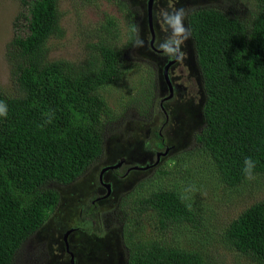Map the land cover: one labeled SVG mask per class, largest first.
Instances as JSON below:
<instances>
[{"label": "trees", "instance_id": "1", "mask_svg": "<svg viewBox=\"0 0 264 264\" xmlns=\"http://www.w3.org/2000/svg\"><path fill=\"white\" fill-rule=\"evenodd\" d=\"M254 1L244 17L214 6L187 14L206 95L205 126L195 141L229 189L247 183L246 157L256 162L254 177L264 176V0ZM60 2L21 0L14 22L9 62L19 96L0 90L8 108L7 117H0V264H14L57 210L61 196L54 186L73 184L103 155V130L116 116L100 89L121 76L135 41L133 32L124 47L116 39L100 41L86 64L52 59L50 41L63 34ZM149 193L131 204V216L126 213L128 264H209L201 251L141 238L148 216L161 233L181 224L199 229L205 221L176 190ZM84 218L99 231L98 207L88 208ZM224 237L253 264H264V201L234 219Z\"/></svg>", "mask_w": 264, "mask_h": 264}, {"label": "rangeland", "instance_id": "2", "mask_svg": "<svg viewBox=\"0 0 264 264\" xmlns=\"http://www.w3.org/2000/svg\"><path fill=\"white\" fill-rule=\"evenodd\" d=\"M254 3V0H155L152 14L160 7H182L188 14L198 7L214 6L244 17ZM147 4L148 0H61L63 34L50 41L52 59L86 64L94 58L95 46L100 41L116 39L117 46L124 47L134 25H139L144 46L137 48L134 41L125 52L121 76L100 89L116 116L115 122L104 127L103 155L73 184L54 186L61 196L57 210L17 253L14 264H71L63 243L68 230H74L69 244L78 264H128L122 233L127 223L126 213L131 216V204L153 190L173 189L180 194L183 188L193 184L199 192L188 202L203 215L204 224L199 229L181 224L171 232L161 233L158 226L156 229V220L148 216L140 224L141 238L201 251L209 264H253L226 242L224 234L243 211L264 201V176H255L237 189H229L220 181L209 156L196 143L195 135L205 126L202 109L206 95L192 38L183 45L185 58L171 70L184 72L180 78L181 92L168 105L171 116L163 132L167 145L175 149L158 166L133 171L126 178L107 173L104 181L112 186L111 197L93 203L107 192L99 181L105 168L121 160L128 167L137 168L156 161L153 131L164 119L155 113L159 112L158 100L168 92L161 75L163 58L149 45ZM21 12V0H0V90L9 97L19 96L9 62V44L15 37V19ZM153 24L158 33L157 47L165 32L154 16ZM134 36L136 40L137 34ZM146 142L151 145L150 151L145 150ZM93 206L98 207L99 231L82 216Z\"/></svg>", "mask_w": 264, "mask_h": 264}, {"label": "clouds", "instance_id": "3", "mask_svg": "<svg viewBox=\"0 0 264 264\" xmlns=\"http://www.w3.org/2000/svg\"><path fill=\"white\" fill-rule=\"evenodd\" d=\"M153 16L156 19V21L162 26V29L165 32L164 38L157 45L158 50L170 62L182 61L186 56L185 52L182 50L183 45L186 43V41H188L191 38V30L189 27L185 26V19L187 17L186 9L182 7L180 8L160 7L154 10ZM132 31L137 34L135 40V47L137 48L143 47L144 40L139 36V32H140L139 25L132 26ZM7 115H8L7 104L4 101H0V117L6 118ZM49 122L51 121L49 120ZM144 147L145 150H149V151L151 150V145L147 142L145 143ZM255 167H256V162L253 161L251 157H246L244 160V167L242 169L245 179L252 180L255 178L254 177ZM198 192L199 190L196 188L194 184L189 185L182 189L180 193V199L182 202L193 200ZM186 207H188V209L191 210L192 203H187Z\"/></svg>", "mask_w": 264, "mask_h": 264}, {"label": "flooded vegetation", "instance_id": "4", "mask_svg": "<svg viewBox=\"0 0 264 264\" xmlns=\"http://www.w3.org/2000/svg\"><path fill=\"white\" fill-rule=\"evenodd\" d=\"M149 1V0H148ZM154 4H155V0H153V5H152V10L154 9ZM147 6H148V4H147ZM152 16H153V14H152ZM148 20V19H147ZM153 29H154V33H155V39H154V44H153V46H150L151 47V49H152V51L156 54V55H158V56H160V57H162L163 58V62H164V64H163V68H162V70H161V75H162V78H163V83L165 84V86H166V88H167V92H168V95L166 96V97H163V98H161L160 100H158V102H157V108H159V112L157 111V113H155V115H157V114H159V116L161 117V118H163L164 120L161 122V124H160V126H159V128L157 129V130H154L153 131V137H154V139H155V141H154V143H153V146H154V152H155V156H156V161H155V163L153 164V165H146V166H154L156 163H158V165L160 164V162H161V160H162V158L163 157H166V156H168L170 153H171V151H173L174 149H175V146H171V147H169L168 145H167V143H166V140H165V137H164V135H163V132H164V130H165V128H166V126L169 124V119H170V116H171V111L168 109V105L169 104H171L172 102H174V101H176V99H177V97H178V95H179V93L181 92V88H182V86H181V81H180V78H181V76L183 75V71H181V70H179V71H176V72H172L171 70L172 69H174V68H176V67H178L179 66V64H180V62L181 61H179V62H176V61H168L167 60V58L166 57H164L163 56V54L158 50V48L156 47V41H157V38H158V33L155 31V28H154V24H153ZM149 32H150V30H149ZM150 34H151V32H150ZM194 44V43H193ZM194 50H195V48H194ZM195 53H196V51H195ZM196 59H197V55H196ZM198 64V63H197ZM165 71H167L168 72V77H169V80H170V83H171V87H172V92H171V90H170V86H169V84H168V82H167V80H166V77H165ZM200 71V70H199ZM183 85V84H182ZM158 157H160V159H158ZM118 163H122V166L118 169V170H116V171H110L111 173L113 172L117 177H119V178H124V177H126V176H128L131 172H133V171H138V170H144V168L146 167H140L139 166V169L138 170H134V168H137V167H128L127 165H126V162L124 161V160H121V161H119ZM157 165V166H158ZM156 167V166H155ZM152 168H154V167H152ZM107 173H109V172H106L104 175H103V182L105 183V181H104V177H105V175L107 174ZM101 175V174H100ZM100 180V179H99ZM101 184V183H100ZM105 184H107V183H105ZM111 185V184H110ZM101 186H102V188H103V190L105 189L107 192H106V194L104 195V196H98V197H96L94 200H93V203H95L96 201H104L105 199H108V198H110L111 197V194H110V196L109 197H107V193H108V190H107V188H105V186L104 185H102L101 184ZM111 189H112V186H111ZM96 207V206H95ZM82 216L84 217V213L82 214ZM90 221V220H89ZM91 222V221H90ZM93 223V222H92ZM93 225H94V223H93ZM46 226V225H45ZM68 231H71V230H68ZM68 231H66L65 233H64V235H63V243L65 244V247H66V249H65V253L69 256V258H70V262H72V258H73V256H74V259H75V261H76V263H77V260H76V258H75V255H74V253L72 252V250H71V246H70V244H69V239H70V237H71V235H72V233L74 232V230H72V233L70 234V236H69V238H68V244H69V251H68V249H67V246H66V242H65V235L67 234V232ZM39 232V231H38ZM36 235V233L33 235V236H31L28 240H27V242L30 240V239H32L34 236ZM26 242V243H27ZM25 243V244H26ZM24 244V245H25ZM21 250V249H20ZM19 250V251H20ZM18 251V252H19ZM73 254V255H72ZM72 264V263H71ZM78 264V263H77Z\"/></svg>", "mask_w": 264, "mask_h": 264}, {"label": "water", "instance_id": "5", "mask_svg": "<svg viewBox=\"0 0 264 264\" xmlns=\"http://www.w3.org/2000/svg\"><path fill=\"white\" fill-rule=\"evenodd\" d=\"M152 5H153V0H149V1H148V21H149V27H150L151 37H152V38H151V41H150V46H153V44H154V39H155V33H154V29H153ZM164 74H165L166 80H167V82H168V84H169V86H170V90H171V92H172V87H171V83H170V80H169V77H168V72L165 71ZM158 159H160V157H158ZM158 163H159V162H158ZM158 163H156L154 166H146V167L144 168V170H148V169H150V168H152V167H155V166L158 165ZM121 166H122V163H118V164H116V165H114V166L107 167V168H105V169L102 171V173H101V175H100V183H101L102 185H104L105 188H107V190H108L107 197H109L110 194H111V185H109V184H105V183L103 182V175H104L106 172H109V171H116V170H118ZM138 169H139V168H134V170H138ZM71 233H72V230H71V231H68L67 234L65 235V242H66V246H67L68 251H69L68 238H69V236H70ZM72 255H73V254H72ZM71 263H72V264H77L76 261H75V259H74V256H73V258H72V262H71Z\"/></svg>", "mask_w": 264, "mask_h": 264}]
</instances>
